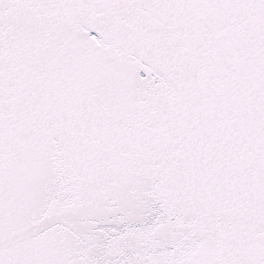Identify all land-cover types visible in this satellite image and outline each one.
Listing matches in <instances>:
<instances>
[{
	"label": "snow or ice",
	"instance_id": "1",
	"mask_svg": "<svg viewBox=\"0 0 264 264\" xmlns=\"http://www.w3.org/2000/svg\"><path fill=\"white\" fill-rule=\"evenodd\" d=\"M0 264H264V0H0Z\"/></svg>",
	"mask_w": 264,
	"mask_h": 264
}]
</instances>
